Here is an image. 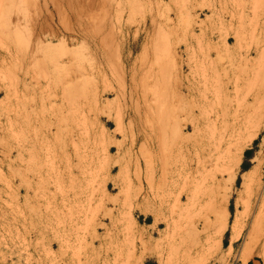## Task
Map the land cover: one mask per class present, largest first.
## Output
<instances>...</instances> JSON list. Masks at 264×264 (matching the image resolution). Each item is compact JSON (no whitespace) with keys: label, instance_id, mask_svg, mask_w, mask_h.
I'll return each instance as SVG.
<instances>
[{"label":"rangeland","instance_id":"374dc122","mask_svg":"<svg viewBox=\"0 0 264 264\" xmlns=\"http://www.w3.org/2000/svg\"><path fill=\"white\" fill-rule=\"evenodd\" d=\"M26 2L28 0H12L14 26L24 41L29 40L31 51L22 69V77L28 72L25 86L19 87L13 104L28 113L22 161L17 159L16 128L8 124L0 132V264L183 263L191 227L197 226L202 233L205 221L214 219V215H208L210 206H205L209 205L211 196L208 175L217 171L214 168L218 163L214 159L212 164H207L193 184H171V194L164 196L160 191L157 201L142 203L137 200L140 190L137 165L143 152L139 134L150 122L161 125L167 121V132L174 123H178V127L186 125L187 132L176 142L187 141L190 145L202 142L204 150L199 152V158L203 161L210 153L212 155L220 141L237 129L250 130L254 126L249 133L257 130L264 115L260 104L264 98V0ZM219 16L225 21L220 22L222 25ZM227 20L232 22L229 24ZM234 40H238V44ZM41 48L50 49L52 54H47L50 56L46 58L40 52L37 54L35 50ZM209 59H222L223 63L219 66L212 63V69ZM240 59L248 60V68L240 64ZM228 61L233 66L229 67ZM215 69L220 72L229 69L235 76L229 84L228 97L222 99L213 112L207 111L208 116L207 112L199 115L196 110L195 118L177 113L184 106H194L191 98L198 100L205 92L212 96L220 92L218 85H209V92H202L206 88L197 84L203 73H212ZM232 82L238 84L237 90H233ZM256 97L255 116L253 101ZM0 102L6 105L3 96ZM148 104L150 116L143 121L145 115L141 113ZM247 105H253L249 112L245 110ZM71 110H75L74 115ZM117 117L121 119V132ZM247 118L249 121L253 118L252 126L247 124ZM187 120L193 125H203L208 120L211 128L197 133ZM248 139L249 135L244 132L238 143L244 154L240 157L237 188L226 208L230 215H225L226 218L220 215V225L208 234L224 226L220 238L217 237L219 240L216 239L220 243L217 252H203L193 264H264V232H252L261 228L264 219V215L258 214L264 212V134L249 143ZM135 141L137 147H133ZM74 148H78L81 157L74 154L69 162L64 151L72 154ZM164 148L163 154L169 158L171 151L167 145ZM172 153L169 160L181 164L178 151L173 149ZM243 185L252 191L248 188L250 193L245 191ZM182 191L190 200H183L186 204L183 215H176L178 210L173 206ZM243 192H248L250 197ZM160 200L166 207L154 215ZM245 201L248 202L246 209L243 208ZM109 212L112 215H105ZM257 218H262L260 227H256ZM236 222L239 223L234 224Z\"/></svg>","mask_w":264,"mask_h":264},{"label":"bare ground","instance_id":"6f19581e","mask_svg":"<svg viewBox=\"0 0 264 264\" xmlns=\"http://www.w3.org/2000/svg\"><path fill=\"white\" fill-rule=\"evenodd\" d=\"M28 3H29V0H28ZM26 2V4H28ZM31 4V3H29ZM13 3H12V0H0V97L3 96L4 98V102L6 103V105L2 106L3 102L1 103L0 102V132H3L5 130V127L8 126V124H11L10 126H14L17 130V137H16V153H17V159L19 161H22L23 160V154H24V151H25V148H24V145H23V137H24V128H25V125L27 123V117H28V113L25 109H21V108H16L15 106H13L14 104V101L17 100V97H18V94H19V87L20 86H25V76H28V72L26 71L22 77V72H23V66L25 64V62H27L29 60V58H27V54L31 51L30 49V44H29V40L28 42L27 41H24L23 37L21 36V34L18 32L17 30V27L14 26V21H13V16L14 15V10L13 9ZM31 10V9H30ZM216 12V10H214ZM31 12V11H30ZM212 14H216V13H212ZM33 15V14H32ZM31 15V17H32ZM212 16V15H211ZM214 17V16H213ZM216 17V16H215ZM226 17V16H225ZM232 18V16L230 17ZM218 21L219 23L223 22V17L219 16L218 17ZM32 20V19H31ZM225 20V18H224ZM233 20V19H232ZM216 20V22H218ZM228 21V20H227ZM230 21H228V23L230 24ZM225 22V21H224ZM223 22V23H224ZM232 22V21H231ZM235 22V21H234ZM218 23V24H219ZM220 23V24H221ZM227 23V22H226ZM30 24V23H29ZM219 24V25H220ZM34 25V24H33ZM222 25V24H221ZM226 25V24H225ZM33 27V26H32ZM33 29V28H32ZM34 32V31H33ZM32 33V32H31ZM32 36V35H31ZM236 37V35H235ZM237 38L239 39V37L237 36ZM236 38V39H237ZM47 41V40H46ZM235 41V40H234ZM238 40H236L235 42H237ZM229 42V40H228ZM226 43V42H225ZM238 44V42L236 43ZM225 47L227 45H224ZM228 48V47H227ZM227 48L224 49L225 53H228L226 52L227 51ZM35 52L38 54L39 52L46 58V57H49L51 54H52V51L50 49H45V48H41V49H37L35 50ZM31 54V53H30ZM47 54H50V55H47ZM36 56V55H35ZM226 56V54H225ZM228 56V55H227ZM30 57V56H29ZM250 57V55L248 56ZM36 59H38L37 57H35ZM40 60V59H39ZM210 60V59H209ZM215 61H211V63L208 62V64H210V67L211 65L213 66V64L215 65H218L220 64L223 60L222 59H214ZM225 60V59H224ZM232 59H230L231 61ZM205 61H207L205 59ZM227 61V60H226ZM229 62V67L230 66H233L232 63ZM252 62V61H251ZM250 62V63H251ZM203 63V62H202ZM206 63V62H205ZM213 63V64H212ZM223 63V62H222ZM227 63V62H226ZM245 64L248 63V60L247 59H240V64ZM249 63V64H250ZM239 64V65H240ZM42 65V64H41ZM204 65V64H203ZM238 65V66H239ZM252 65V63H251ZM207 64L205 65V68H206ZM209 66V65H208ZM219 66V65H218ZM226 65H224L225 67ZM236 66V65H235ZM247 66V65H246ZM245 66V67H246ZM27 67V66H25ZM220 67H223V66H220ZM223 67V68H224ZM227 67V66H226ZM242 67V66H241ZM250 67V66H249ZM204 68V69H205ZM213 69V67H211ZM218 68V67H217ZM228 68V67H227ZM226 68V69H227ZM240 68V67H239ZM248 68V66H247ZM246 68V69H247ZM32 69V68H31ZM124 69V68H123ZM220 69V68H218ZM225 69V68H224ZM230 69V68H229ZM228 69V70H229ZM245 69V70H246ZM115 70V68H114ZM210 69H208L209 71ZM228 70L226 71H221L220 70H212V73H203L201 78L199 79L198 83L201 87H205L206 90H204V88H202V92H209V88L207 90V87L209 85H218L220 87V92H218L217 94L213 95L212 94H207L205 92V94L203 95V98L201 99H198L196 100V98L194 97L191 98L192 101H193V104L194 106L192 105L191 107L189 106H184L181 108V110H177V113L179 114H184L188 117H193L196 113L194 110H196V112H198L199 115H203L205 112L209 111L210 113L213 112V110H215L218 105H220L222 99H226L228 97V91H229V84L231 83V81L234 79L233 76L231 73L228 72ZM243 70V69H242ZM180 72V70H178ZM183 71V70H182ZM211 71V70H210ZM39 72V71H38ZM204 72V71H203ZM33 73V71H32ZM183 73V72H182ZM40 75V74H39ZM111 75V74H110ZM184 75V73H183ZM133 76V75H132ZM178 76V75H177ZM43 79H45L43 76ZM235 77V76H234ZM135 78V77H134ZM179 78V77H177ZM256 78V77H255ZM257 78L259 79V76H257ZM35 79V78H34ZM130 79V78H129ZM132 79V78H131ZM237 79V78H235ZM39 81V80H38ZM181 81V80H180ZM234 81V80H233ZM125 82V81H124ZM238 82V81H237ZM235 82V84L237 83ZM126 83V82H125ZM162 83V82H161ZM124 84V83H122ZM134 84V83H133ZM234 88L233 90H237L236 89V86H238V84L234 85V83L232 82ZM132 85V84H131ZM199 86V87H200ZM126 87V86H125ZM197 87V88H199ZM210 87V86H209ZM120 88V87H119ZM123 88V87H122ZM127 88V87H126ZM130 88V87H129ZM133 88V87H132ZM109 89H112L109 87ZM77 90V89H76ZM114 91V89H112ZM111 90V91H112ZM116 90V89H115ZM199 90V89H198ZM125 91V90H124ZM188 91V90H187ZM190 91V90H189ZM193 91V90H192ZM200 91V93H201ZM77 92V91H75ZM110 92V91H109ZM186 92V91H185ZM197 92V90H196ZM65 93V91H64ZM78 93V92H77ZM117 93L119 94L118 90H117ZM122 93H126V92H123L122 90ZM129 93V92H128ZM187 93V92H186ZM76 94V93H74ZM116 94V93H114ZM180 94V93H179ZM194 94V92H193ZM72 95V93H71ZM124 95V94H123ZM144 95V94H142ZM176 95V94H175ZM178 95V94H177ZM182 95V94H181ZM186 95V94H185ZM201 95V94H200ZM210 95V96H209ZM79 96V95H78ZM77 96V97H78ZM86 96V95H85ZM100 96V95H98ZM117 96V95H116ZM114 96V97H116ZM120 96V94H119ZM118 96V97H119ZM122 96V95H121ZM120 96V97H121ZM125 96V95H124ZM130 96V95H128ZM180 96V95H179ZM189 96H191L190 92H189ZM188 96V98H189ZM195 96V94H194ZM91 97V96H90ZM94 97V96H93ZM105 97V96H104ZM117 97V98H118ZM132 97V96H131ZM145 98V96H143ZM185 97V96H184ZM201 97V96H200ZM254 97V96H253ZM123 98V97H122ZM129 98V97H128ZM143 98V99H144ZM198 98V97H197ZM257 99H253L254 101V107H253V112H254V115L256 116L257 114V103H258V97H256ZM79 99V98H77ZM124 99V98H123ZM107 100V99H106ZM132 100V99H131ZM131 100L129 101L131 103ZM146 100V99H145ZM183 100V98L181 99ZM117 101V99H116ZM126 101V100H125ZM17 102V101H16ZM15 102V103H16ZM78 102V100H77ZM72 103H75V101ZM108 103V102H106ZM129 103V104H130ZM127 104V103H126ZM190 104V103H188ZM198 106H197V105ZM261 107H262V110H264V98L261 99ZM17 105V104H16ZM20 105V104H19ZM18 105V106H19ZM22 105V104H21ZM72 105V104H71ZM77 105V103H76ZM98 105V103H97ZM196 105V106H195ZM54 106V105H53ZM56 106V105H55ZM80 106V105H79ZM108 106V105H107ZM124 106V105H123ZM129 106V105H128ZM149 106V107H147ZM253 105H247L245 110L246 112H249V110L252 108ZM23 107V105H22ZM74 107V106H73ZM96 107V106H95ZM133 107V106H132ZM140 107V106H139ZM138 107V108H139ZM143 107V106H142ZM147 109L145 108L144 112H142L141 114L144 116L142 118L143 121L147 120L148 116H150V110L148 108H150V105H146ZM175 107V106H174ZM51 108V107H50ZM89 108V107H88ZM161 108V107H160ZM163 108V106H162ZM74 109V108H73ZM96 109V108H95ZM117 109V108H116ZM121 109V107H120ZM133 109H136V106L135 108ZM151 109V108H150ZM156 109V108H155ZM154 109V113H158L157 110ZM68 110V109H67ZM80 110V109H79ZM125 110H126V107H125ZM130 110V109H129ZM132 110V109H131ZM141 108L139 109V112H140ZM72 111V110H71ZM70 111V112H71ZM75 111V110H74ZM74 111H72L73 115H74ZM123 111V110H122ZM136 111V110H134ZM157 111V112H156ZM53 112V110H52ZM79 112V111H78ZM89 112V111H88ZM121 112V111H120ZM133 112V111H132ZM207 112V116L209 115ZM77 113V112H76ZM75 113V114H76ZM129 113V112H128ZM136 113V112H135ZM152 114L151 117L153 119V115L155 114ZM162 114V113H161ZM177 114V115H179ZM253 114V113H252ZM83 115V113L81 114ZM126 115V114H125ZM137 115V114H136ZM163 115V114H162ZM161 115V116H162ZM165 115V114H164ZM176 115V114H175ZM205 115V116H206ZM79 116V115H78ZM119 116V115H117ZM138 116V115H137ZM140 116V115H139ZM138 116V117H139ZM169 116V115H168ZM76 117V116H75ZM84 117V116H82ZM150 117V119H151ZM156 117L159 118V116L157 115ZM155 117V118H156ZM178 117V116H177ZM199 116H197V119H198ZM126 118V117H125ZM174 118V117H172ZM183 118V117H181ZM195 118V116H194ZM62 119V118H61ZM118 119V117H117ZM120 119V118H119ZM118 119V120H119ZM123 119V118H122ZM135 119V118H134ZM164 119V118H163ZM178 119V118H177ZM193 119V118H192ZM250 118H247V124H250L251 123V120H253V118L249 121ZM73 120H75L73 118ZM77 120V119H76ZM83 120V118H82ZM125 120V119H124ZM131 120V119H130ZM139 120V119H138ZM157 120V119H156ZM175 120V119H174ZM190 120V118H189ZM188 123H191L189 122ZM194 120V119H193ZM85 121V119H84ZM127 121V120H126ZM152 121V120H151ZM158 121V120H157ZM160 121V119H159ZM186 121V122H187ZM121 122V119L120 121H118V123ZM137 122V121H136ZM154 122V120H153ZM170 123V121H168ZM173 122V121H172ZM181 122V121H180ZM197 122V121H196ZM195 122V123H196ZM204 122V120H203ZM60 123V122H59ZM76 123V122H74ZM86 123V121H85ZM122 123H123V120H122ZM138 123V122H137ZM148 123V121H147ZM156 123V121H155ZM182 123V122H181ZM194 123V122H192ZM191 123V124H192ZM198 123H199V120H198ZM260 123V122H259ZM61 124V123H60ZM120 124V123H119ZM118 124V127L121 125ZM131 124V122L129 123ZM140 124V123H139ZM173 124V123H171ZM170 124V125H171ZM83 125V124H82ZM124 125V124H123ZM162 125V126H161ZM161 125H156V124H145V126L141 129L140 131V134H139V143H140V147L143 149V152H142V158L140 161H138V165H137V183L139 184L140 186V190H139V193L137 196V199L138 201L141 200L142 203H147L149 201H157L159 199V195L157 192H160V191H163L164 193V196L166 195H169L171 194V184H174V185H178L181 183V185L183 186H186L187 184H193L194 182V179L196 180V178L198 176L201 175V171H205L206 170V166L207 164H212L213 161H215L214 159H216L217 163L219 164L221 162V165H218L214 162V165H215V168L217 171H215V173L213 175H208L210 177V180H209V184H210V202H207L209 203V205L205 206L208 207L210 206V209H209V214L208 215H214V219L213 220H207L205 221L204 225H203V232L200 233L199 231V228L197 226H194V227H191V231H190V234L188 235V241L189 243L188 244H184L185 247L184 249H186V256H184V259H183V263L181 264H193L194 261L196 260L195 258L196 257H199L200 254H204L203 252H208L211 251V250H214L217 252V249H218V244L220 243H217L216 241L219 240L217 239L220 238V235L222 234V232L224 231V226H220L217 231L214 233L212 232L211 235H208L209 232L211 230H214L216 229L220 224H219V217L220 215H223L225 217V215H230L227 214V210L226 208H228V205H229V200L232 198L233 194L235 193L236 191V188H237V175H238V172L241 170L240 168V157L244 154L243 150L241 148H239L240 145H238V143L241 141V137L243 136L244 132L247 133V136L249 135V142L252 141V139L254 138H257L259 135L261 134H264V115H262V121L260 124L257 125V130L252 132V133H249L250 130H254L252 129V123H251V126L250 127V130L248 129H243L244 131H242V129H237L234 133H232V135L228 136L227 139H224L222 141H220L214 148V152H212V155L211 153L208 155V158L206 160H201L199 158V152L204 150V147L202 145V142L201 143H195V144H188L186 143L187 141H180V143H177L176 141L178 140H181L183 137V135L185 134V132H187L188 128L187 126H179L178 127V123H174L172 126H169L170 129H168L169 131L167 132V121H163ZM184 125V124H183ZM202 125V124H201ZM200 124H197L196 125L192 124L191 126H193V131L194 132H201L202 129L205 130V131H208L210 130L211 128V122H209L208 120L205 122V124H203L201 126ZM205 125V127H204ZM76 126V124H75ZM74 126V127H75ZM139 126V125H138ZM143 126V125H142ZM57 127V126H56ZM73 127V128H74ZM79 126H77L76 129H79L78 128ZM85 127V126H84ZM95 126H93L94 128ZM118 127H116L115 129L117 130ZM121 127L122 125L119 127L120 129V132H121ZM131 127V125H130ZM136 127V126H135ZM141 127V125H140ZM139 127V128H140ZM46 128V127H45ZM50 128V127H49ZM132 128V127H131ZM14 129V128H13ZM33 129V128H32ZM137 129V128H136ZM12 130V129H11ZM82 130V129H81ZM85 130V128H84ZM102 130L105 131V129L102 128ZM107 130V129H106ZM115 130V131H116ZM27 131V130H26ZM74 131V130H73ZM80 131V130H79ZM96 131V130H95ZM101 131V130H100ZM118 131V130H117ZM117 131L115 132V134L117 133ZM93 132V131H92ZM193 132V133H194ZM13 133V132H12ZM11 133V134H12ZM82 133V132H81ZM103 133V132H102ZM105 133V132H104ZM138 133V131H137ZM197 133H195L196 135H198ZM14 134V133H13ZM27 134V133H26ZM94 134V133H93ZM99 134V133H98ZM122 134V133H120ZM201 134V133H200ZM73 135V134H72ZM79 135V134H78ZM84 135V134H83ZM83 135H82V138H83ZM85 135H87V133H85ZM96 135V134H95ZM104 135V134H103ZM101 134V136H103ZM137 135V134H136ZM159 135V136H158ZM189 135V134H188ZM55 136V135H54ZM94 136V135H93ZM97 136V135H96ZM107 136V135H106ZM187 136V135H186ZM185 136V137H186ZM246 136V135H245ZM244 136V137H245ZM59 137V136H58ZM67 137V135H66ZM76 137V136H75ZM88 137V136H87ZM98 137V136H97ZM196 137V136H195ZM199 137V135L197 136ZM46 138V137H45ZM99 138V137H98ZM104 139V137H101ZM181 138V139H180ZM246 138V137H245ZM95 139V137H94ZM243 139V138H242ZM247 139V138H246ZM68 140V139H67ZM87 140V139H86ZM92 140V139H91ZM191 140H192V137H191ZM73 141V139H72ZM71 141V143H72ZM89 141V140H88ZM87 141V142H88ZM99 141V140H98ZM169 141V142H167ZM247 141V140H246ZM85 142V141H84ZM104 142V140L102 141ZM245 142V140H244ZM82 143V142H81ZM86 143V142H85ZM84 143V144H85ZM90 143V142H89ZM96 143V142H95ZM98 143V142H97ZM105 143V142H104ZM103 143V144H104ZM107 143V142H106ZM100 144H102L100 142ZM102 144V145H103ZM110 144V143H109ZM137 142L135 141V143L133 144V147L136 146ZM243 144V142H242ZM247 144V143H246ZM244 143V145H246ZM79 145V144H78ZM82 145V144H81ZM88 145V144H87ZM168 146V148L170 149L171 152H169V158H171V154L172 153V150L175 149L178 151V154L180 155L181 157V164H179L180 162H175V163H172L171 160H169V158L167 156H165L163 154L164 152V147L165 146ZM243 145V146H244ZM74 146V145H72ZM76 146V144H75ZM90 146V145H89ZM94 146V144H93ZM99 146V145H98ZM97 146V148H98ZM122 146V144H121ZM77 147V146H76ZM83 147V146H82ZM103 147V146H101ZM137 147V146H136ZM84 148V147H83ZM109 148V147H108ZM244 148V147H242ZM75 149V148H74ZM78 149V148H77ZM77 149H75V151H73L72 154H68L67 151L65 150V155L67 156L69 162H71V158L72 156L75 154L77 155L78 151L77 152ZM80 149V148H79ZM96 149V147H95ZM82 150V149H80ZM85 150H86V147H85ZM84 150V151H85ZM88 150V149H87ZM63 152V153H64ZM69 152V151H68ZM72 152V151H71ZM110 150L107 151V153L109 154ZM102 153V151L100 152ZM103 153H104V150H103ZM113 153V152H112ZM85 154V153H84ZM97 154V153H96ZM133 154V153H132ZM131 154V155H132ZM80 154L78 153L77 156H79ZM112 155V154H111ZM192 155H194L195 158L192 157ZM64 156V154H63ZM83 156V155H82ZM102 156V155H101ZM26 157V156H25ZM74 157V156H73ZM81 157V156H79ZM87 157V156H86ZM104 157V156H102ZM173 157V156H172ZM92 158V157H91ZM106 158V155L105 157ZM82 159V158H81ZM97 159V158H96ZM112 159V158H111ZM136 159V158H135ZM175 159V156L174 158ZM83 160V159H82ZM92 160V159H91ZM103 160V159H102ZM18 161V162H19ZM99 161V159H98ZM171 161V162H170ZM175 161V160H173ZM176 161H180V160H176ZM15 162V161H14ZM97 162V161H96ZM239 162V163H238ZM81 163V162H80ZM88 163V162H87ZM66 164H68L66 162ZM74 164V163H73ZM102 164V162L100 163ZM104 164V163H103ZM24 165V163H23ZM70 165V164H69ZM86 165V164H85ZM90 165V164H89ZM88 165V166H89ZM93 165V164H92ZM106 165V163H105ZM122 165V164H121ZM195 166V168L193 169L192 166ZM213 165V166H214ZM67 166V165H66ZM65 166V167H66ZM102 166V165H101ZM93 167V166H92ZM115 167V166H114ZM70 168V167H69ZM84 168V166H83ZM89 168V167H88ZM100 168V167H99ZM135 169V168H134ZM133 169V170H134ZM213 169V171H214ZM240 169V170H239ZM72 168H70V171L69 173L72 175V172L71 171ZM84 170V169H83ZM112 170V168L110 169V171ZM211 170V168H210ZM209 170V171H210ZM86 171V170H85ZM114 172V171H113ZM125 172V170H124ZM255 172V171H254ZM91 173V172H90ZM127 173V172H126ZM135 173V171H134ZM133 173V174H134ZM212 173V171L210 172ZM136 174V173H135ZM207 174V172H206ZM206 174L204 173V176H206ZM245 174V173H244ZM111 175V174H109ZM203 175V173H202ZM243 175V174H242ZM249 176V175H248ZM136 177V175H135ZM260 177V176H258ZM201 178H204V177H201ZM252 178V176H251ZM96 179V178H95ZM199 179V178H198ZM250 179V178H248ZM129 180V179H128ZM200 180V179H199ZM206 180V179H205ZM204 180V181H205ZM254 180V179H253ZM259 180V179H258ZM23 181V180H22ZM136 181V180H135ZM247 181V178H244L243 179V182H246ZM251 181V180H250ZM258 182V181H257ZM203 183V181H202ZM201 183V184H202ZM249 183V182H248ZM246 185H249L247 183H245ZM250 184H253L250 183ZM204 185V184H203ZM246 185H243L245 186L244 190L247 191L249 189V186L246 187ZM200 186V185H198ZM206 185H204L205 187ZM209 186V185H207ZM242 186V184H241ZM253 186V185H251ZM256 186V185H255ZM105 187V186H104ZM186 188V187H185ZM202 188V186H201ZM207 188V187H206ZM246 188H248L246 190ZM255 188V187H254ZM205 189V188H204ZM208 189V188H207ZM128 190V189H127ZM196 190V188H195ZM202 190V189H201ZM206 190V189H205ZM243 190V191H244ZM252 191V189H249ZM248 190V191H249ZM135 193L137 192L134 191ZM184 191H182V193H179L177 198L175 199V202H174V206H173V209L176 208V210H178L177 214L176 215H183L182 212L185 210V206L186 204H183V200L185 199V201H189L188 200V197L187 195H182ZM195 192V191H194ZM205 192V191H204ZM238 192V191H237ZM240 192V191H239ZM238 192V194H240ZM254 192V191H253ZM262 192V191H261ZM120 193V192H119ZM162 193V194H163ZM186 193V192H185ZM242 193V192H241ZM245 192H243L244 194ZM250 193V191H249ZM249 193L247 192L248 196L250 197ZM257 193V192H256ZM264 193V192H262ZM195 194V193H194ZM205 193H203L204 195ZM246 194V193H245ZM246 194V195H247ZM103 195V193H102ZM136 195V194H135ZM201 195V194H200ZM202 195V196H203ZM261 195V194H260ZM126 196V195H125ZM185 196V198L183 197ZM244 196V195H243ZM257 196V195H256ZM133 197V196H132ZM191 197V196H190ZM194 197V196H193ZM209 198V196H207ZM206 195H205V198H207ZM248 197V198H249ZM134 198V197H133ZM192 198V197H191ZM202 198V197H201ZM251 198H253V196H251ZM250 199V198H249ZM192 200V199H191ZM206 200V199H205ZM237 200V199H236ZM251 200V199H250ZM250 200H248V202H250ZM259 200V199H258ZM136 201V200H135ZM134 201V202H135ZM162 200H160L158 202V206L157 208H155V213L154 215H158L159 212H162L165 207L163 206ZM254 201V200H253ZM235 202V201H234ZM244 202V201H243ZM248 202L246 204V201H245V205L240 203L241 205H244L243 208L246 209V205H248ZM185 203V202H184ZM252 203V202H251ZM250 203V204H251ZM257 203V202H256ZM264 203V202H262ZM188 204V203H187ZM191 204V203H190ZM237 204V202H236ZM254 204V203H252ZM262 205V204H261ZM250 206V205H249ZM256 206V204H255ZM254 206V207H255ZM171 207V206H169ZM242 207V206H241ZM264 207V206H262ZM168 208V207H167ZM204 208V207H203ZM209 208V207H208ZM235 208V207H234ZM257 208V207H256ZM231 209V208H230ZM248 209V208H247ZM262 209V208H260ZM175 210V209H174ZM206 211V210H205ZM236 211V210H235ZM247 211V210H246ZM187 212V211H186ZM237 212V211H236ZM207 213V212H205ZM256 213V212H254ZM259 216L261 215H264V212H261V213H258ZM261 214V215H260ZM105 215H112V212L110 213H107ZM206 215V214H205ZM247 215V214H246ZM257 216V215H256ZM223 217V218H224ZM236 217V216H235ZM222 218V217H221ZM226 218V217H225ZM264 218V217H262ZM262 218H257L256 221H258V223L256 224V227L259 226V221L262 219ZM237 219V218H236ZM235 219V220H236ZM226 220V219H224ZM238 220V219H237ZM255 220V219H254ZM222 221V220H221ZM223 222V221H222ZM254 222V221H253ZM261 222V221H260ZM239 222H236L234 224H237ZM256 223V222H255ZM156 224V223H155ZM225 224V222L223 223ZM233 224V225H234ZM261 224V228L258 229L255 228V230H252L253 233L255 232H264V219H262V222L260 223ZM222 225V224H221ZM239 225V224H238ZM235 229H236V226H234ZM233 227V228H234ZM252 228H254V226H252ZM215 231V230H214ZM234 231V230H233ZM251 233V232H250ZM217 239V240H216ZM187 242V241H186ZM220 242V241H218ZM181 244V243H180ZM220 246V245H219ZM182 248V247H181ZM220 248V247H219ZM133 250V249H132ZM183 251V250H181ZM51 252V251H50ZM213 252V251H212ZM211 253V252H210ZM130 254V253H129ZM178 254V253H176ZM185 255V254H184ZM206 255V253H205ZM209 255V254H208ZM207 255V256H208ZM212 255V254H211ZM177 257V256H176ZM181 257V256H180ZM178 259V258H177ZM176 259V260H177ZM195 259V260H194ZM181 260V259H180ZM138 261V260H137ZM200 261H201V258H200ZM160 262V261H159ZM164 262V261H163ZM177 262V261H176ZM203 262V260L201 261ZM170 263V262H169ZM174 263V261H173ZM180 263V262H179ZM153 264V263H152ZM160 264H163V263H160Z\"/></svg>","mask_w":264,"mask_h":264},{"label":"water","instance_id":"95a60500","mask_svg":"<svg viewBox=\"0 0 264 264\" xmlns=\"http://www.w3.org/2000/svg\"><path fill=\"white\" fill-rule=\"evenodd\" d=\"M253 264H255V263H253Z\"/></svg>","mask_w":264,"mask_h":264}]
</instances>
